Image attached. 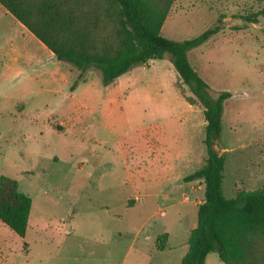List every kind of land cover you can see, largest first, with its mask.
<instances>
[{
	"label": "rangeland",
	"instance_id": "rangeland-1",
	"mask_svg": "<svg viewBox=\"0 0 264 264\" xmlns=\"http://www.w3.org/2000/svg\"><path fill=\"white\" fill-rule=\"evenodd\" d=\"M263 8L173 0L162 27L183 41L225 15L189 60L213 95L231 94L214 146L228 197L264 190V15L240 17ZM80 74L19 24L0 35V176L32 198L24 238L0 221V262L181 264L204 198L202 181L185 180L206 159L203 106L170 54L109 86L94 67ZM205 264L224 263L212 252Z\"/></svg>",
	"mask_w": 264,
	"mask_h": 264
},
{
	"label": "trees",
	"instance_id": "trees-1",
	"mask_svg": "<svg viewBox=\"0 0 264 264\" xmlns=\"http://www.w3.org/2000/svg\"><path fill=\"white\" fill-rule=\"evenodd\" d=\"M173 0H0V4L41 41L58 61L80 71L101 72L109 86L136 64L171 55L182 82L203 106L206 121L204 164L185 180H200L204 198L198 204L197 225L188 238L181 264H205L217 252L224 264H264V190L224 193L226 158L215 149L222 133L227 91L212 88L195 70L189 52L225 29L222 14L200 35L177 41L163 35L162 27ZM264 8L240 15L257 23ZM242 29V28H236ZM32 210V198L19 190L18 181L0 176V221L24 238ZM0 264H2L0 262Z\"/></svg>",
	"mask_w": 264,
	"mask_h": 264
},
{
	"label": "crops",
	"instance_id": "crops-1",
	"mask_svg": "<svg viewBox=\"0 0 264 264\" xmlns=\"http://www.w3.org/2000/svg\"><path fill=\"white\" fill-rule=\"evenodd\" d=\"M0 23L4 26L0 31V35L7 34L9 35L11 31L17 29V25L19 24L23 31H27L31 35H33L22 23H20L10 12H8L1 4H0ZM7 26L5 27V25ZM8 27V29H6ZM8 30V31H7ZM34 36V35H33ZM41 42V41H40ZM42 43V42H41ZM43 44V43H42ZM44 45V44H43ZM194 228V227H193ZM186 253V252H185ZM207 259V258H206Z\"/></svg>",
	"mask_w": 264,
	"mask_h": 264
}]
</instances>
